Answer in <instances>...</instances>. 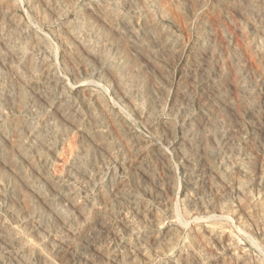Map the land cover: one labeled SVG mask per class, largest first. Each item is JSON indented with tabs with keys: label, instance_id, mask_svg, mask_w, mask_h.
<instances>
[{
	"label": "rangeland",
	"instance_id": "374dc122",
	"mask_svg": "<svg viewBox=\"0 0 264 264\" xmlns=\"http://www.w3.org/2000/svg\"><path fill=\"white\" fill-rule=\"evenodd\" d=\"M0 140V264H264V0H0Z\"/></svg>",
	"mask_w": 264,
	"mask_h": 264
},
{
	"label": "bare ground",
	"instance_id": "6f19581e",
	"mask_svg": "<svg viewBox=\"0 0 264 264\" xmlns=\"http://www.w3.org/2000/svg\"><path fill=\"white\" fill-rule=\"evenodd\" d=\"M78 1V0H77ZM89 1V0H88ZM57 2V1H56ZM146 6V5H145ZM95 7V6H94ZM119 7V6H118ZM10 12V11H9ZM42 14V13H41ZM13 15V14H12ZM16 18V17H15ZM128 22V21H127ZM20 24V23H19ZM123 27H124V25H123ZM89 28V27H88ZM101 28V27H100ZM125 28V27H124ZM11 31V30H10ZM69 35V34H68ZM93 38V37H92ZM98 39V38H97ZM54 40V39H53ZM145 40V39H144ZM204 42V41H203ZM63 44V43H62ZM64 47V46H63ZM65 49V48H64ZM36 50V49H35ZM155 53V52H154ZM33 55V54H32ZM150 56V55H149ZM56 57V56H55ZM164 57V56H163ZM18 58V57H17ZM148 58V57H147ZM163 59V58H162ZM60 60V59H59ZM19 62V61H18ZM17 64H19V63H17ZM48 65V64H47ZM59 65V64H58ZM103 65V64H102ZM73 70V69H72ZM98 74H101L102 72H97ZM64 74V73H63ZM62 75V74H61ZM30 76V75H29ZM70 76V75H69ZM28 77V76H27ZM35 77V76H34ZM55 77V76H54ZM53 77V78H54ZM30 78V77H29ZM71 78V77H70ZM150 78V77H149ZM49 79V78H48ZM51 79V78H50ZM62 79V78H61ZM30 80V79H29ZM46 80V79H45ZM17 81V80H16ZM105 81V80H104ZM31 82V81H30ZM49 82H51V81H49ZM52 82H55L53 85H54V88L56 87H58V86H60V79H57V80H54L53 79V81ZM165 83V82H164ZM25 84V83H24ZM29 84V83H28ZM168 84V83H167ZM52 85V86H53ZM75 86V85H74ZM69 87V86H68ZM78 88H81L82 87V85H78L77 86ZM36 90V89H35ZM56 90V89H55ZM3 91V90H2ZM44 91V90H43ZM82 91V90H81ZM80 91V92H81ZM41 92V91H40ZM57 92V91H56ZM79 92V93H80ZM87 92V91H86ZM33 93V92H32ZM48 93V92H47ZM181 93V92H180ZM195 93V92H194ZM16 94V93H15ZM77 95V94H76ZM112 95V94H111ZM181 95V94H180ZM84 96V95H83ZM178 96V95H177ZM19 99V98H18ZM156 101V100H155ZM175 103V102H174ZM198 103V102H197ZM205 103V102H204ZM189 104H190V102H189ZM55 105V104H54ZM67 106V105H66ZM85 106V105H84ZM97 106V105H96ZM11 108V107H10ZM53 108V107H52ZM51 108V109H52ZM48 109H50V108H48ZM170 110V109H169ZM33 111V110H32ZM45 111V110H44ZM31 112V111H30ZM50 112V111H49ZM228 117V116H227ZM47 118V117H46ZM53 119H54V117H53ZM73 120V119H72ZM146 120V119H145ZM158 120V119H157ZM66 122V121H65ZM122 123V122H121ZM65 124V123H64ZM123 124V123H122ZM192 124V123H191ZM152 125V124H151ZM60 126V125H59ZM128 127V126H127ZM214 127V126H213ZM154 129V128H153ZM42 130V129H41ZM31 131V130H30ZM32 132V131H31ZM166 132V131H165ZM106 133V132H105ZM54 136V135H53ZM45 137V136H44ZM175 137V136H174ZM31 138V137H30ZM174 139V138H173ZM135 140V139H134ZM168 140V139H167ZM1 141V140H0ZM22 141V140H21ZM24 141V140H23ZM33 141V140H32ZM163 141V140H162ZM18 142V141H17ZM169 142V141H168ZM24 143V142H23ZM148 143V142H147ZM169 144H171V145H175L176 144V142L175 141H172L171 143H169ZM179 144V143H178ZM2 146V145H1ZM72 146V145H71ZM76 146V145H75ZM125 146V145H124ZM23 147V146H22ZM170 147V146H169ZM19 148H20V146H19ZM44 148V147H43ZM136 148V147H135ZM175 147H173V149H174ZM38 149V148H37ZM67 149V148H66ZM151 149V148H150ZM172 149V148H171ZM29 150V149H28ZM177 151V150H176ZM37 152H39V151H37ZM127 152V151H126ZM163 153V152H162ZM31 154V153H30ZM67 155V154H66ZM94 155V154H93ZM135 155V154H134ZM141 155V154H140ZM62 156V155H61ZM147 156V155H146ZM211 156V155H210ZM64 157V156H63ZM132 157V156H131ZM135 157V156H134ZM105 158V157H104ZM158 158V157H157ZM17 160V159H16ZM108 160V159H107ZM155 160V159H154ZM156 161V160H155ZM26 165V164H25ZM24 165V166H25ZM131 165V164H130ZM224 168V167H223ZM194 169V168H193ZM125 171V170H124ZM133 171V170H132ZM94 172V171H93ZM107 174V173H106ZM56 175V174H55ZM118 175V174H117ZM199 175V174H198ZM214 175V174H213ZM120 177V176H119ZM106 179V178H105ZM90 180V179H89ZM111 180V179H110ZM109 180V181H110ZM118 183V182H117ZM146 184V183H145ZM148 186V185H147ZM120 188H121V186H120ZM128 188V187H127ZM194 190V189H193ZM121 191V190H120ZM124 191V190H123ZM71 192V191H70ZM119 193V192H118ZM120 193H122V192H120ZM230 193V192H229ZM122 195V194H121ZM101 196V195H100ZM122 197V196H121ZM231 197V196H230ZM20 199V198H19ZM137 199V198H136ZM9 200V199H8ZM36 200V199H35ZM124 200V199H123ZM133 200V199H132ZM190 200V199H189ZM128 201V200H127ZM126 201V202H127ZM94 202V201H93ZM115 202V201H114ZM197 202V201H196ZM2 203V202H1ZM6 203V202H5ZM103 203V202H102ZM4 204V203H3ZM129 204V203H128ZM190 204V203H189ZM192 204V203H191ZM137 206V205H136ZM127 207V206H126ZM129 208V207H128ZM49 210V209H48ZM125 210V209H124ZM44 211V210H43ZM118 213V212H117ZM138 215V214H137ZM172 215V214H171ZM135 220V219H134ZM139 221V220H138ZM136 222V221H135ZM28 225V224H27ZM29 226V225H28ZM147 226V225H146ZM32 228V232H35V231H38L36 228H35V226H33V227H31ZM98 230V229H97ZM40 231V230H39ZM60 233V232H59ZM87 233V232H86ZM130 233V232H129ZM126 234V233H125ZM7 235V234H6ZM77 236V235H76ZM230 242V241H229ZM119 243V242H118ZM117 244V243H116ZM230 244V243H229ZM29 247V246H28ZM60 245H59V243H57L56 244V247L53 249V251L55 250V253L57 254V255H60V253H61V249H60ZM75 248V247H74ZM118 250V249H117ZM18 251V250H17ZM62 254V253H61ZM60 256H62V255H60ZM63 257V256H62ZM181 257V256H180ZM50 261V260H49Z\"/></svg>",
	"mask_w": 264,
	"mask_h": 264
}]
</instances>
